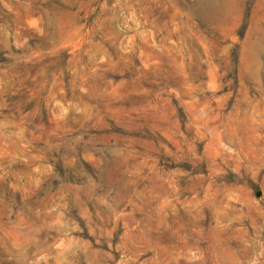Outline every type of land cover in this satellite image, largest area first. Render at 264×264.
Returning a JSON list of instances; mask_svg holds the SVG:
<instances>
[{
	"label": "rangeland",
	"instance_id": "1",
	"mask_svg": "<svg viewBox=\"0 0 264 264\" xmlns=\"http://www.w3.org/2000/svg\"><path fill=\"white\" fill-rule=\"evenodd\" d=\"M0 264H264V0H0Z\"/></svg>",
	"mask_w": 264,
	"mask_h": 264
}]
</instances>
